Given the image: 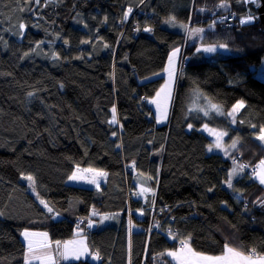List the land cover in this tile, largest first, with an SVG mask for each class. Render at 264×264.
I'll return each mask as SVG.
<instances>
[{"label":"trees","instance_id":"trees-1","mask_svg":"<svg viewBox=\"0 0 264 264\" xmlns=\"http://www.w3.org/2000/svg\"><path fill=\"white\" fill-rule=\"evenodd\" d=\"M55 2L0 0V264H24L22 231L63 242L79 230L96 264H171L165 254L181 241L197 253L227 246L264 255V186L252 178L258 171L241 167L264 161L259 16L214 23L247 16L243 0ZM205 25L192 43L181 30ZM220 44L227 53L197 50ZM175 49L182 58L169 118L156 126L147 98ZM204 127L224 134L225 156L208 152ZM233 166L240 173L230 180ZM138 185L152 190L146 203ZM102 217L100 228L89 226Z\"/></svg>","mask_w":264,"mask_h":264},{"label":"rangeland","instance_id":"rangeland-1","mask_svg":"<svg viewBox=\"0 0 264 264\" xmlns=\"http://www.w3.org/2000/svg\"><path fill=\"white\" fill-rule=\"evenodd\" d=\"M40 1H43V0H39V2ZM34 2H35L36 5L39 4V3H36V0H34ZM55 3H58V0H56ZM259 6H260V0H256V3H251V4L248 5V9L249 10H248V15L247 16H249V15L252 14L251 17L254 18L253 22H255L256 19L258 18L257 17L258 16L257 8ZM207 27L208 26H206V25L205 26H201V27H183L182 26V29L181 30H184V32H186L187 41L189 43H192V42H195L196 40H198L200 38L201 34L203 33V31ZM196 29H202L203 31L196 32L195 31ZM206 47H216L217 48V51L218 50H221V51H223L222 53H227L228 52V50L225 51L224 49L219 48V46H199L197 48V50H199V51H201L203 53L204 52L203 49L206 48ZM173 51H171V53ZM171 53L169 54V56L171 55ZM203 54L206 55V56L212 55V53H209V52H204ZM181 58H182V56H181V50L179 49V53H178V55L176 57V60H175V75H174V79L172 81L170 90L168 88H166V85L169 83V74H168V71H167V69H168V60H167L166 65H165V68H164V71L162 73V75L164 77V82H163L162 86L156 92V94L154 96H152L150 98H147V104L152 109V112H153V121H154V124L156 126L164 125L168 121L169 113H170V107H171V102H172L174 85H175V81H176V77H177L178 65H179V61H180ZM262 74H264L263 68L261 69L260 73H258L257 76L259 78H261V79H264V78H262ZM153 101H155V103H153ZM210 111H212V110H210ZM213 112L214 113H217L215 111H213ZM165 113H166V115H165ZM203 130L205 132H207L208 134L211 131L210 137L214 141V145H211L208 148V152H210V153L220 152V151H218L220 149V147H222L225 150L228 148V145L223 143V137L224 136L223 135H219V134H221L220 132H218V131H216L214 129H208V127H204ZM217 144H219V147L217 146ZM209 149H211V151ZM223 156H225V155H223ZM227 157L228 156H226V158ZM232 170L235 171V173H237L236 166H233L232 167ZM261 171H264V167H262V165L260 164L259 165L258 172L255 175H253V177H252L259 184H261L260 181H259V174H260ZM261 185L264 186V184H261ZM151 193H152V190L148 186L138 185L135 196H136V198H138L141 201V203H146L147 198L149 197V195ZM94 211H95L94 209L91 210V214H90L91 216H94L95 215L94 214ZM135 215L138 218H142V216H143L142 213H140V212H135ZM105 219L106 218H104V217L100 218L99 220L89 219V226L90 227H93L94 229H98V228H100L102 226V224H104ZM76 231H78L77 232V235L83 236L84 239L86 238V236L83 235V234H81V232H79V230H76ZM74 244H76V242H74ZM184 250L188 251L187 248H185ZM176 251L177 250H173V251H170V252H176ZM86 254H88V253H86ZM201 254H204V253H201ZM47 255H49V254H43V255L35 256V257H39V259H31V264H52V261L47 260V258H46ZM204 255H210V254H204ZM51 256H52V260L54 261V264H57V258H56V256H54V255H51ZM84 256H85V254H84ZM84 256L82 255L80 257V259H85ZM86 256L90 259V261L92 263H95L96 262V259H93L92 258L94 256V254H88ZM210 256H221V254H219V255H210ZM73 260L74 261H77L79 259H74L73 258V259L68 260V261H65V262H69V261H73ZM192 260H194V258L193 257H190V258H188L185 261H192ZM185 261H183V262H185Z\"/></svg>","mask_w":264,"mask_h":264},{"label":"snow or ice","instance_id":"snow-or-ice-1","mask_svg":"<svg viewBox=\"0 0 264 264\" xmlns=\"http://www.w3.org/2000/svg\"><path fill=\"white\" fill-rule=\"evenodd\" d=\"M246 2L256 3V0H246ZM36 3H39V0H36ZM221 7H227V5L222 3ZM128 11L131 12V9H129ZM125 19H127V14H125ZM253 20H254V18L249 16L247 19L242 20L241 23L242 24L251 23V22H253ZM20 27L24 28V25L21 24ZM145 31H150V29H145ZM195 31L200 32L203 30L202 29H196ZM219 48L224 49L225 51L228 50V46L226 44H220ZM203 51L213 53V52L217 51V48L216 47H206L203 49ZM178 53H179V49H175L168 58V69H167V71L169 74V83L166 85V88H168L169 90L171 88V84H172V81H173L174 75H175V60H176ZM262 78H264V74H262ZM153 103H155V101H153ZM243 107H244V102L243 101L238 102L236 105L233 106L231 112H229L228 115H230V116L233 115L234 113H236L239 109H241ZM209 108L212 111H215L217 113H221L220 107L216 104L211 103V101H209ZM112 112H113V118L110 122L116 123V116H115L116 109L113 108ZM208 114H209V112L207 110H205V115H208ZM165 115H166V113H165ZM189 127H191V125H189ZM219 135H224V134L221 133ZM257 139L260 140L261 142H264V128H261L260 134L257 136ZM217 146L219 147V144H217ZM233 147H235V142L233 143ZM209 150L211 151V149H209ZM261 165H262V167H264V161L261 162ZM98 174L103 175V173H98ZM25 178L34 183L33 177L27 176ZM71 178L72 179H78L79 177H77L75 174H73V176ZM259 181L261 184H264V171L260 172ZM92 182H95V181H92ZM40 203L43 204L45 208H48V205L45 201L41 200ZM48 211L51 212L52 209L48 208ZM21 235L24 237L25 241H27V245H28V255L25 256V264H31V259H39V257H35L34 255H32L33 245H32L31 237L36 235V234L28 232V231H24L21 233ZM41 235L46 237L47 233H43ZM189 240H190V237H189ZM56 243L59 246L60 242L57 241ZM181 245H182L181 250L183 251L184 248H187L188 252L194 258V260L185 261V262H182V264H264V255L258 254L255 249H252L247 254H245L244 252L237 251L233 248L226 246V252L224 255H222V256H210V255H204L201 253L194 252L188 246V244L185 241H181ZM57 251H59V248H57ZM85 252H87L86 247L83 250H80V249L69 250L67 245H65L64 251L61 252L60 255L63 256L64 259H69L70 257L74 258V259H80V257ZM167 254L173 258H178V254L176 252H168ZM46 258H47V260L52 261V264H54V261L52 260V256L50 254L47 255ZM92 258L93 259H99L100 257H99V254L97 253Z\"/></svg>","mask_w":264,"mask_h":264},{"label":"crops","instance_id":"crops-1","mask_svg":"<svg viewBox=\"0 0 264 264\" xmlns=\"http://www.w3.org/2000/svg\"><path fill=\"white\" fill-rule=\"evenodd\" d=\"M234 148L235 147L232 146L231 150L233 151ZM220 153L225 155V153H227V150L222 149L220 151ZM231 171H233V170L232 169L230 170L229 178H230V180H233L240 172L237 171V173H235V171H234V174H231ZM22 232H24V231H22ZM28 232L36 234V235L31 237L32 245H33V253H32V255H34V256H39V255H43V254L54 255L57 258V264H60L62 262H65V261L73 259L71 257L69 259H64L63 256L60 255V253L64 251L65 245H67L69 250H73V249L83 250L86 247L87 248V252L84 253L85 256L83 254L85 259H89L86 255L91 254L87 238L84 239L83 236H79V235L75 234L71 239H69L67 241L60 242L59 246H58L56 242H51L50 241L48 235L46 237L41 235V234L44 233L43 231H28ZM21 239H22V241H23V243L25 245V248H26V252H25V255H24V261H23V263L25 264V256L28 255V245H27V241H25V239H24V237L22 235H21ZM74 242H76V244H74ZM57 248H59V251H57ZM181 249L182 248H175L174 249V250H177L176 253L178 254V258H173V257L169 256L167 253L170 252V251L166 252V254H165L166 258L168 259V261L171 264H182L183 261H185L188 258L192 257L191 254L188 251L184 250L185 248L183 249V251ZM171 251H173V250H171ZM225 252H226V250L221 254V256L224 255ZM86 253H88V254H86ZM79 260H83V259H79ZM98 262H99V259H96L95 264L98 263Z\"/></svg>","mask_w":264,"mask_h":264},{"label":"built area","instance_id":"built-area-1","mask_svg":"<svg viewBox=\"0 0 264 264\" xmlns=\"http://www.w3.org/2000/svg\"><path fill=\"white\" fill-rule=\"evenodd\" d=\"M243 1H244V4L246 6L251 4V2H246V0H243ZM251 15H249V16H251ZM249 16H245L244 18L237 19L233 13H226V14L217 15L216 17H214L213 20H214V23L221 24L223 26L222 28H228V27H231L232 25L242 24L241 21L247 19ZM149 18H152L151 15L149 16ZM246 24H248V23H246ZM241 167H242L243 171H248L251 174H255L258 171L259 164L257 162L250 165V166H247L246 164H242ZM236 198L238 200H241L240 196H238V195L236 196ZM244 204L246 205L247 203H244ZM150 210H154V208L150 207ZM159 227H160V225H158V228ZM176 232L177 231L175 230V228H172L166 232V235L173 234ZM176 248H182L181 242H178Z\"/></svg>","mask_w":264,"mask_h":264},{"label":"water","instance_id":"water-1","mask_svg":"<svg viewBox=\"0 0 264 264\" xmlns=\"http://www.w3.org/2000/svg\"><path fill=\"white\" fill-rule=\"evenodd\" d=\"M259 21L264 30V0H260V6L258 7Z\"/></svg>","mask_w":264,"mask_h":264},{"label":"flooded vegetation","instance_id":"flooded-vegetation-1","mask_svg":"<svg viewBox=\"0 0 264 264\" xmlns=\"http://www.w3.org/2000/svg\"><path fill=\"white\" fill-rule=\"evenodd\" d=\"M258 16H259V14H258Z\"/></svg>","mask_w":264,"mask_h":264}]
</instances>
